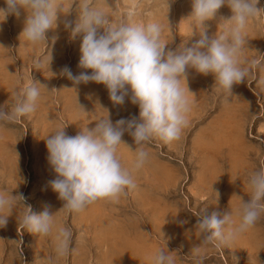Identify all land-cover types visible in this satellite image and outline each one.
<instances>
[{
	"label": "rangeland",
	"instance_id": "rangeland-1",
	"mask_svg": "<svg viewBox=\"0 0 264 264\" xmlns=\"http://www.w3.org/2000/svg\"><path fill=\"white\" fill-rule=\"evenodd\" d=\"M60 3L58 26L46 32V42L31 43L21 35L27 17L23 8L19 17L10 14L0 24V106L11 110L15 92L32 77L40 88L34 113L16 122L0 121V193L23 194L37 214L50 204L56 225L73 233L71 251L57 256L55 229L47 236L25 229L20 220L26 205L18 200L7 225L0 228V264H153L158 249L173 255L176 264H195L196 246L206 257L203 264H264V214L227 246L205 244L196 225L201 210L209 215L230 211L238 223L240 198L251 195L249 174L264 168V0H259L261 9L245 29L247 46L240 57L241 66L248 69L244 83L234 85L230 94L215 83L213 74L189 68L187 84L181 81L191 102L189 123L180 138L164 142L153 137L138 146L124 133L127 145L118 146L117 156L125 168H132L136 149L149 153L144 167L132 171L136 188L71 213L49 184L56 173L47 159L46 137L65 126L66 133L75 136L107 118L108 112L113 123L132 117L139 121V107L128 97L123 105H114L103 84L73 85L62 74L65 66L74 75L91 70L78 67L82 34L73 39L64 27L65 20L74 26L83 0ZM168 3L91 0V6L103 9L114 24L128 22L125 13L136 5L132 22L161 24L166 50L189 42L194 30L197 38L205 28L210 36L219 35L226 23L221 18L232 15L224 5L201 26L189 17L192 0H171L169 11ZM253 60L259 63L253 65ZM4 214H9L7 209Z\"/></svg>",
	"mask_w": 264,
	"mask_h": 264
},
{
	"label": "clouds",
	"instance_id": "clouds-1",
	"mask_svg": "<svg viewBox=\"0 0 264 264\" xmlns=\"http://www.w3.org/2000/svg\"><path fill=\"white\" fill-rule=\"evenodd\" d=\"M4 2L6 7L0 8V24L6 22L10 14L19 17V9L23 8L27 17L21 35L31 43L46 42V32L58 26L62 9L60 0ZM170 3L171 0L168 11ZM258 3L259 0H192L189 17L201 26L213 19L224 5L231 9L232 15L221 18L226 23L219 35L210 36L205 28L197 38L194 30L190 43L166 50L168 43L162 41L161 24L132 22L136 5L125 13L128 22L122 20L114 24L103 9L92 7L91 0H83L74 26L72 21L65 20L64 27L71 30L73 39L82 34L78 67L91 72L81 71L74 75L65 66L62 74L73 85L103 84L114 105H123L128 97L139 107V121L132 117L113 123L108 112L107 118L96 121L94 127L82 128L75 136L68 135L65 126L46 137L47 159L56 173L49 184L64 202L63 208L70 213L79 212L98 199L116 200L126 190L136 188L132 171L144 167L149 153L142 147L136 149L135 160L129 169L117 156L118 146L127 145L122 140L126 132L138 146L153 137L164 142L180 138L189 123L191 102L181 85L182 80L187 84L189 68L205 76L213 74L215 83L230 94L234 85L244 83L248 69L241 66L240 57L247 46L245 29L248 20L261 9L257 7ZM258 63L252 61L253 65ZM39 67L40 62H36L35 69L39 70ZM187 91L191 92L188 87ZM39 97L40 88L32 77L31 82L15 92V104L11 110L0 106V121L16 122L34 113ZM248 183L251 195L246 200L240 198L238 223L230 211L214 210L210 215L204 210L197 213L196 225L205 244L215 247L229 245L255 226L264 214V168L250 173ZM18 200L26 205L20 220L24 228L44 236L55 229V252L57 256L67 255L71 251L72 231L56 225L55 213L50 212L49 205L42 212L34 213L31 205L25 203L23 194L0 193V228L7 225ZM5 209L9 214H4ZM193 258L195 264H203L206 257L199 246L193 248ZM152 259L153 264H176L175 257L163 249H158Z\"/></svg>",
	"mask_w": 264,
	"mask_h": 264
},
{
	"label": "bare ground",
	"instance_id": "bare-ground-1",
	"mask_svg": "<svg viewBox=\"0 0 264 264\" xmlns=\"http://www.w3.org/2000/svg\"><path fill=\"white\" fill-rule=\"evenodd\" d=\"M50 205V204H49ZM36 250V249H35Z\"/></svg>",
	"mask_w": 264,
	"mask_h": 264
}]
</instances>
